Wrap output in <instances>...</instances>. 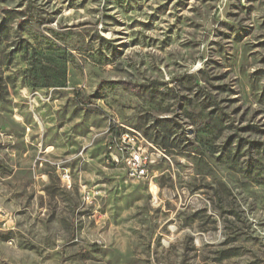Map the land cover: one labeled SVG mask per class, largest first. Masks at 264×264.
<instances>
[{"label": "rangeland", "instance_id": "obj_1", "mask_svg": "<svg viewBox=\"0 0 264 264\" xmlns=\"http://www.w3.org/2000/svg\"><path fill=\"white\" fill-rule=\"evenodd\" d=\"M0 264H264V0H0Z\"/></svg>", "mask_w": 264, "mask_h": 264}, {"label": "built area", "instance_id": "obj_2", "mask_svg": "<svg viewBox=\"0 0 264 264\" xmlns=\"http://www.w3.org/2000/svg\"><path fill=\"white\" fill-rule=\"evenodd\" d=\"M136 141L137 137L120 132L113 134V140H111L109 145V148H114L118 151V153H120L121 161L123 162L126 171V176L130 180L142 179L146 177L148 174V169L154 162L150 157L142 155V153L139 151L133 150ZM129 150H133V152L130 153L128 152ZM62 180H69L66 171H64V174L62 175ZM66 182L69 183V181Z\"/></svg>", "mask_w": 264, "mask_h": 264}, {"label": "trees", "instance_id": "obj_3", "mask_svg": "<svg viewBox=\"0 0 264 264\" xmlns=\"http://www.w3.org/2000/svg\"><path fill=\"white\" fill-rule=\"evenodd\" d=\"M116 134V133H115ZM164 149V148H163Z\"/></svg>", "mask_w": 264, "mask_h": 264}, {"label": "bare ground", "instance_id": "obj_4", "mask_svg": "<svg viewBox=\"0 0 264 264\" xmlns=\"http://www.w3.org/2000/svg\"><path fill=\"white\" fill-rule=\"evenodd\" d=\"M128 135V134H127Z\"/></svg>", "mask_w": 264, "mask_h": 264}]
</instances>
